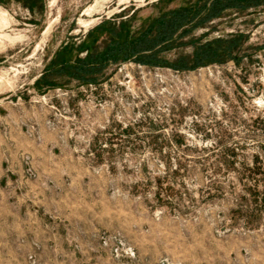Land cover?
I'll list each match as a JSON object with an SVG mask.
<instances>
[{
	"label": "rangeland",
	"instance_id": "374dc122",
	"mask_svg": "<svg viewBox=\"0 0 264 264\" xmlns=\"http://www.w3.org/2000/svg\"><path fill=\"white\" fill-rule=\"evenodd\" d=\"M213 1L0 0V264H264V0ZM182 8L159 61L62 65Z\"/></svg>",
	"mask_w": 264,
	"mask_h": 264
},
{
	"label": "trees",
	"instance_id": "16d2710c",
	"mask_svg": "<svg viewBox=\"0 0 264 264\" xmlns=\"http://www.w3.org/2000/svg\"><path fill=\"white\" fill-rule=\"evenodd\" d=\"M243 1L244 0H214L212 2V10L217 13L234 5L240 4L241 6ZM198 13L199 9L193 12V8H182L166 12L154 21L152 26L142 34L143 36L141 38L134 41H129L128 39L120 40V38H118L108 45L105 53H95L90 57L77 59L75 61L77 64L76 66H72L69 61L62 65H66L68 68L73 69L74 73H77L79 77H84L95 73V71H93L94 69L102 67L104 63L111 59L124 61L135 55H139L151 61H159V50H157V47L160 44L172 42L178 30L185 24L192 22L197 17ZM203 19H205V17H199L194 25L197 26L201 24ZM236 43L237 40L235 39H218L213 42L201 44L194 58L197 62L195 67L208 63H225L230 59H237L236 56L226 53V51L229 50L230 47L236 45ZM221 49H223V51L219 52ZM250 193L256 194V192L252 190H250ZM262 200L264 202V197Z\"/></svg>",
	"mask_w": 264,
	"mask_h": 264
}]
</instances>
